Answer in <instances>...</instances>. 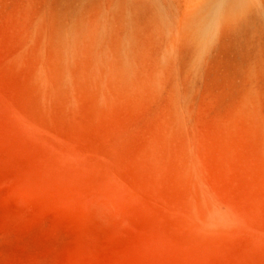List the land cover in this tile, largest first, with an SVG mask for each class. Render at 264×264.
I'll use <instances>...</instances> for the list:
<instances>
[{
    "label": "rangeland",
    "instance_id": "rangeland-1",
    "mask_svg": "<svg viewBox=\"0 0 264 264\" xmlns=\"http://www.w3.org/2000/svg\"><path fill=\"white\" fill-rule=\"evenodd\" d=\"M131 2L0 0V264H264V6Z\"/></svg>",
    "mask_w": 264,
    "mask_h": 264
},
{
    "label": "bare ground",
    "instance_id": "bare-ground-1",
    "mask_svg": "<svg viewBox=\"0 0 264 264\" xmlns=\"http://www.w3.org/2000/svg\"><path fill=\"white\" fill-rule=\"evenodd\" d=\"M130 1L134 2L136 5L138 4L148 9L152 8L153 10L157 8L155 6L159 3V1L163 2L166 5H169L173 2H179L181 6L183 5V8L185 10L183 12L184 16L186 17L185 25L187 26L188 24H194L195 31L193 29V34H195L196 32L194 38L195 40L197 39L196 41H200L202 43V47L198 49L199 51L202 50V48L206 47V41L209 37L217 36L219 34L220 36H222L224 31L228 29L227 25L222 22L224 19L221 21V18L223 16L226 15L227 18L230 16L238 20H242L244 18H249L252 15L254 16L255 14H261V9L264 6V0H154L153 2L151 0ZM233 7L240 8L241 11L234 13V8L233 11L231 10V13L230 8L232 9ZM169 13L172 12L169 11ZM153 16L157 17V14L154 12ZM213 20L215 21L214 27L210 28L209 25Z\"/></svg>",
    "mask_w": 264,
    "mask_h": 264
},
{
    "label": "clouds",
    "instance_id": "clouds-1",
    "mask_svg": "<svg viewBox=\"0 0 264 264\" xmlns=\"http://www.w3.org/2000/svg\"><path fill=\"white\" fill-rule=\"evenodd\" d=\"M215 21L213 20L212 23L209 25V27H214Z\"/></svg>",
    "mask_w": 264,
    "mask_h": 264
}]
</instances>
